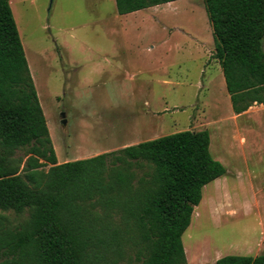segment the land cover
I'll return each instance as SVG.
<instances>
[{"label":"rangeland","instance_id":"374dc122","mask_svg":"<svg viewBox=\"0 0 264 264\" xmlns=\"http://www.w3.org/2000/svg\"><path fill=\"white\" fill-rule=\"evenodd\" d=\"M8 2L57 162L117 150L123 144L107 141L119 138L104 133L142 115L146 98L161 111L157 138L205 129L210 155L226 171L201 189L181 236L183 249L189 245L186 263L264 254V106L232 112L203 0L154 6L138 29L116 15L114 0ZM149 44L156 51L145 53ZM125 87L134 95L124 94ZM25 153L13 155L21 166ZM0 215L9 227L27 216ZM115 224L122 253L107 260L138 264L118 219Z\"/></svg>","mask_w":264,"mask_h":264},{"label":"trees","instance_id":"16d2710c","mask_svg":"<svg viewBox=\"0 0 264 264\" xmlns=\"http://www.w3.org/2000/svg\"><path fill=\"white\" fill-rule=\"evenodd\" d=\"M176 0H114L124 15ZM234 114L264 105V0H203ZM207 130L57 163L8 0H0V264H115L121 228L138 264H187L181 236L202 187L225 173ZM25 149L26 158L13 157ZM48 165L47 170L42 167ZM214 264H264V254Z\"/></svg>","mask_w":264,"mask_h":264},{"label":"crops","instance_id":"0c3cea01","mask_svg":"<svg viewBox=\"0 0 264 264\" xmlns=\"http://www.w3.org/2000/svg\"><path fill=\"white\" fill-rule=\"evenodd\" d=\"M153 7L140 9V10H137V11H134V12H131V13L124 14V15L117 14L116 10H115V13H116V15L124 17L125 19L129 18L130 19L129 21L134 26V28L138 29V28H140V25L142 23H144L145 19L147 18V16H148L147 14L149 13L148 11L153 9ZM130 43L133 46H134V43L136 44L137 47L139 46V45H137V42H133L132 41ZM138 44H140V42H138ZM156 46L157 45H155V44L154 45L153 44H149V45L146 46V49H145L144 52L145 53H152L154 50L156 51ZM164 52L166 53V50H164ZM137 53H140V50ZM128 60H129V58H127L126 62H128ZM104 61L105 62L107 61L105 57H104ZM220 85L222 86V84H220ZM123 92H124V94H128V95L132 94V95H134V92H133L132 88H126L125 87L123 89ZM144 104L147 107V109H145L143 111V113H142V110H141L142 115L135 116V117H134V115H129L130 119L129 118H125V119H129V121L125 120V122L122 123V124L119 123V124H117L115 126H112V128H110L109 133L105 132L106 129L104 130L105 136L107 135V137H112V136L115 135L117 138H119L116 141L114 140V138H113V140L109 138L107 142L123 144L122 146H120L118 148H115V149L118 150V149H121V148L129 146V145H133V144H137V143H140V142H144V141H148V140H152V139L157 138L156 134H157L158 126L160 124V120H161V114H160L161 111L160 110H156L154 108H151L150 104H149V101L146 98L144 99ZM262 106H264V105H262ZM107 148L108 147H106L104 149H100V150L95 151L94 153H91L89 155H92L90 157H93L95 155H98V154H101V153H105V152H108V151L111 152ZM76 158L84 159V158H89V157H86L85 155H78V156H75L73 159L77 160ZM62 162H66V160L65 161L63 160ZM62 162L58 161L57 163H62Z\"/></svg>","mask_w":264,"mask_h":264},{"label":"bare ground","instance_id":"6f19581e","mask_svg":"<svg viewBox=\"0 0 264 264\" xmlns=\"http://www.w3.org/2000/svg\"><path fill=\"white\" fill-rule=\"evenodd\" d=\"M195 215H196V213H195ZM192 218V217H191ZM185 255L186 256H188V251H189V245H187L186 247H185Z\"/></svg>","mask_w":264,"mask_h":264}]
</instances>
